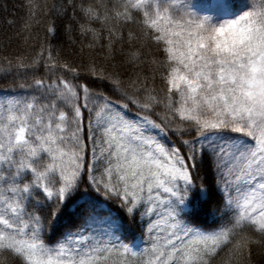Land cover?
<instances>
[{
  "label": "snow or ice",
  "instance_id": "obj_1",
  "mask_svg": "<svg viewBox=\"0 0 264 264\" xmlns=\"http://www.w3.org/2000/svg\"><path fill=\"white\" fill-rule=\"evenodd\" d=\"M79 11L81 34L99 41V22L109 51L119 43L125 63L159 74L162 95L146 77L125 85L95 64L93 79L67 63L57 76L49 51L52 75L0 98V255L13 264L250 261L251 246H264V0H106ZM107 202L145 238L125 242Z\"/></svg>",
  "mask_w": 264,
  "mask_h": 264
},
{
  "label": "trees",
  "instance_id": "obj_2",
  "mask_svg": "<svg viewBox=\"0 0 264 264\" xmlns=\"http://www.w3.org/2000/svg\"><path fill=\"white\" fill-rule=\"evenodd\" d=\"M104 2L106 0H0V98L24 95L28 90L20 88L21 84L31 83L33 77L47 79L52 75L44 68L49 51L57 65L55 69L57 76L64 73L59 66L67 63L77 67L81 76L93 79L88 74V68L95 64L98 69L104 68L106 72L120 73V78L125 85L137 80L138 75L140 79L146 77L148 87L155 88L156 93L162 95L163 85L159 74H156L153 80V72L147 64L134 68L125 63L119 43L113 45L112 50L109 51L106 30L99 22L92 23V27L101 32L102 38L99 41H94L91 33L81 34L78 23L82 22L80 5L95 6ZM33 12L35 15L32 14ZM49 28L54 29V32H50ZM42 49L43 56L39 66L36 67L32 62ZM127 50L125 45L123 52L126 53ZM147 51L145 49L146 53ZM18 61L28 67L18 68L16 66ZM48 63L51 67V62ZM67 77L70 78L71 74H67ZM97 83L100 82L97 81ZM129 91L131 92L132 89ZM155 113H160L161 117L164 116L163 106L157 107ZM155 113L153 118L159 122ZM107 203L113 211V219L122 222L125 242L133 237L139 240L145 238L136 222L124 216L116 205ZM201 221L210 222V218L202 216ZM104 228V225H100L99 230ZM227 253L228 249H225L218 257V261L226 257ZM0 264H13V262L5 254L0 255ZM232 264H264V246H251L250 261L247 253L239 256L234 254Z\"/></svg>",
  "mask_w": 264,
  "mask_h": 264
},
{
  "label": "rangeland",
  "instance_id": "obj_3",
  "mask_svg": "<svg viewBox=\"0 0 264 264\" xmlns=\"http://www.w3.org/2000/svg\"><path fill=\"white\" fill-rule=\"evenodd\" d=\"M237 3H239V0H236Z\"/></svg>",
  "mask_w": 264,
  "mask_h": 264
}]
</instances>
